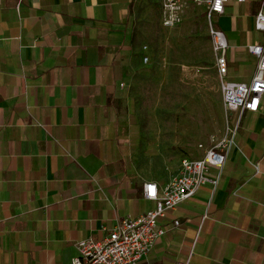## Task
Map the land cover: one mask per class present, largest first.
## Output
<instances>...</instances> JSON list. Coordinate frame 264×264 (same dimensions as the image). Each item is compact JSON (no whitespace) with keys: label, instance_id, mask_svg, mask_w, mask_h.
I'll return each mask as SVG.
<instances>
[{"label":"crops","instance_id":"0c3cea01","mask_svg":"<svg viewBox=\"0 0 264 264\" xmlns=\"http://www.w3.org/2000/svg\"><path fill=\"white\" fill-rule=\"evenodd\" d=\"M147 3L0 0V264H71L79 240L154 207L145 182L161 188L177 174L181 154L145 133L130 93L134 18ZM259 3L228 0L215 18L228 81L255 72ZM158 224L168 231L137 264H264V95L242 114L216 188Z\"/></svg>","mask_w":264,"mask_h":264},{"label":"rangeland","instance_id":"374dc122","mask_svg":"<svg viewBox=\"0 0 264 264\" xmlns=\"http://www.w3.org/2000/svg\"><path fill=\"white\" fill-rule=\"evenodd\" d=\"M134 32L130 93L138 120L168 152L195 157L199 144L220 136L227 113L202 9L190 7L179 26L166 29L157 1L148 0L137 7Z\"/></svg>","mask_w":264,"mask_h":264},{"label":"built area","instance_id":"2783aa9c","mask_svg":"<svg viewBox=\"0 0 264 264\" xmlns=\"http://www.w3.org/2000/svg\"><path fill=\"white\" fill-rule=\"evenodd\" d=\"M227 1L161 0L159 22L163 28L172 29L183 22L187 9L191 6L203 10L220 80L222 102L227 112H237L236 119L229 122L226 116L223 133L212 140L209 146L198 145L203 150L202 156L183 158L177 174L165 186L159 188L154 182H145L142 194L155 202L154 207L136 217H123L101 240L92 237L79 240L76 244L78 256L71 264H137L157 239L168 231L166 226L158 224L160 217H164L181 202L194 196L202 186L210 184L212 189L216 188L221 178V169L226 162V153L234 143L242 114L246 111H258L264 95V43L247 46L248 51L257 59L256 69L249 83L226 80L227 38L217 26L215 18L225 12ZM254 29L264 33V0H260L254 15ZM147 60L148 57H144V61ZM178 224V221L174 220V225Z\"/></svg>","mask_w":264,"mask_h":264}]
</instances>
